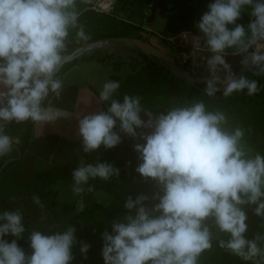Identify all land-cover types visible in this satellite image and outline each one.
I'll return each instance as SVG.
<instances>
[{"label": "clouds", "instance_id": "obj_1", "mask_svg": "<svg viewBox=\"0 0 264 264\" xmlns=\"http://www.w3.org/2000/svg\"><path fill=\"white\" fill-rule=\"evenodd\" d=\"M207 7L196 24L201 35L191 41L193 50L211 53L204 94L214 97L221 92L219 84L224 97L245 90L256 95L257 81L237 78L225 57L227 49H235L232 55L244 54V67L251 64L256 75L264 74V0H214ZM246 7L252 18L247 28L237 23ZM80 15L77 0H0V121L46 125L60 118L61 112L44 102L50 93L61 96L63 81L56 73L70 35L75 33L77 43L90 39ZM119 88V81H106L99 101L107 102V109L78 118L81 148L85 153L114 148L122 142L121 134L144 141L133 146L138 154L135 172L158 190L151 197L127 196L128 214L113 221L111 233L102 234L104 264H200L214 238L219 248L243 261L264 264V248L259 246L264 234L252 239L245 235L246 208L264 220V155L250 154L244 128L230 127L227 113L210 110L203 100L157 114L146 111L139 96L113 98ZM15 143L0 133V156ZM119 173L107 162L78 166L72 172V192L81 195L90 178L108 181ZM32 199L44 206L39 195ZM78 208L82 211L84 204ZM213 229L227 239L214 237ZM25 230L19 210L0 213V264H72L75 226L50 235L33 230L30 255L17 242ZM7 235L15 239L8 242ZM90 247L81 242L85 259Z\"/></svg>", "mask_w": 264, "mask_h": 264}, {"label": "trees", "instance_id": "obj_2", "mask_svg": "<svg viewBox=\"0 0 264 264\" xmlns=\"http://www.w3.org/2000/svg\"><path fill=\"white\" fill-rule=\"evenodd\" d=\"M154 1L156 0H115L116 4L109 13L93 10L83 12L79 17V23L84 26L85 32L90 36V39L86 42L77 43L73 32L69 37V42L63 55L73 52L84 44L106 38L130 37L151 43V37L157 36L169 43L166 38L172 32V21L179 20L185 23L190 19L191 14L188 13V7L192 0H162L165 4V9L161 13L167 19L168 24L166 29L159 34L146 30L142 23L131 20L126 15L129 13L134 14L136 5H149ZM121 11L125 12L124 16L119 15ZM196 33L199 34L198 32ZM170 47L172 46L170 45ZM136 51L139 54V59H133L131 64H128L121 55L103 51L89 52L79 59L96 60L111 66L115 71H119L125 64L129 65L131 72L124 80L117 75L112 76L115 81L120 83V88L113 98L122 101L123 96L126 94L139 96L141 97L143 108L151 112L158 114L166 111L168 107L183 105L196 100H203L210 110L216 108L223 110L227 113L229 121L234 127L244 128L246 145L253 151V154L258 152L264 155V74L256 75L257 69L255 67L244 74L247 79L255 80L258 83L259 91L254 96H248L247 90H245L244 92L234 93L229 97H224L222 91L214 97H208L204 94L205 85L191 86L174 76L168 65L161 64L157 58L148 57L139 50ZM172 52L174 61L186 72L199 77L209 75L206 67V58L204 60H196V68L193 70V59L184 62L175 50L172 49ZM77 61L66 64L56 75L57 78ZM138 61L143 63V68L146 72L145 77L140 76L141 74L137 70ZM242 66L240 63L238 70ZM52 96L53 94L50 93L48 99L44 102L45 107ZM105 105L107 108L108 103L105 102ZM33 127L34 123L31 120L22 123L12 122L6 126L4 134L10 137H14L16 134L21 136L19 149L22 155L30 143ZM118 149L105 151L101 146L98 151L91 153L83 152L82 148L79 150L84 165L89 163L96 164L99 161L107 162L118 168L120 173L118 177L114 176L108 181L90 178L87 182V186L92 188L94 192L104 191L112 197L108 205L104 206L97 203L92 193H84L83 210L81 211L78 208L79 201L64 204L62 216L65 218L66 224L49 232L48 235L51 232L63 231L69 226H75L77 244L72 249L75 257L72 264H104L102 234L106 230L111 233L113 221L122 219L128 214L127 209L124 207L127 196L131 195L133 199L139 194L151 197L158 190L153 181H145L138 173L131 172L128 169L126 162L117 157ZM16 163L17 161L12 162L8 166ZM149 206L151 205L149 204ZM25 227L23 238L17 242L30 255L28 236L33 230L29 224H25ZM213 233L214 237L227 239L226 235L218 234L216 229H213ZM257 233L264 234V220L258 222L251 233L246 235V238L252 239ZM4 239L11 242L15 237L7 235ZM81 242L91 246L86 259L79 250ZM259 246L264 248V242H259ZM200 264H252V262L243 261L239 257L219 248L214 238L212 249L201 256Z\"/></svg>", "mask_w": 264, "mask_h": 264}, {"label": "crops", "instance_id": "obj_3", "mask_svg": "<svg viewBox=\"0 0 264 264\" xmlns=\"http://www.w3.org/2000/svg\"><path fill=\"white\" fill-rule=\"evenodd\" d=\"M152 20L155 25L156 19L153 17ZM143 27L152 31L149 24H143ZM152 44L163 51L155 43ZM108 67L113 70L111 66L96 60L78 59L59 76L63 81L61 96L57 98L53 94L46 107L59 110L60 118L46 125L34 123L30 143L22 157L17 160L16 165L28 187L42 195L56 196L60 205L83 200L84 193H92L93 196L97 192L85 184V191L81 195H75L72 192V172L78 166L84 165L79 154L81 137L78 135V118L107 109L105 102L99 101V92L106 81H115L112 76L117 75L115 70L112 74L108 72ZM129 69L126 76L130 74L131 68ZM117 76L122 80L126 78ZM13 138L19 146L21 136L16 134ZM17 156L14 151L10 157ZM4 160L6 159L2 161Z\"/></svg>", "mask_w": 264, "mask_h": 264}, {"label": "rangeland", "instance_id": "obj_4", "mask_svg": "<svg viewBox=\"0 0 264 264\" xmlns=\"http://www.w3.org/2000/svg\"><path fill=\"white\" fill-rule=\"evenodd\" d=\"M99 1L100 0H77V8L81 14L85 11L90 10L97 11L96 8ZM212 2H214V0H192L190 6L188 7V13L191 14L190 19L185 23H182L179 20H173L171 23L172 32H170L168 37L176 36L183 30H191L195 33L198 32L200 34L199 30L196 27V24L200 21L201 16L208 10V4ZM164 8V2L162 0H156L149 5H136L134 14L129 13L126 15L128 18H130L131 20H135L138 23L140 22L142 24H149V26L152 27V32H154L155 34H159L166 29L168 24L167 19L161 13ZM250 11L251 8L246 7L242 12L241 19L237 21L238 24L243 25L245 28H247L248 23L252 19L249 15ZM119 15L124 16L125 12L121 11ZM153 17L154 20L156 19L155 25H153L152 23ZM232 27V25H229L230 29ZM151 40V43H155V45L159 46L161 49H163V51L165 50L169 55L172 56V51L170 49L172 47H170L169 43L165 42L163 39H160L157 36L151 37ZM123 48V45L118 44L113 51H115L116 54L120 55L119 53ZM226 52L228 53V55L225 57L226 62L232 65V71L236 74L240 65V61L243 59L244 54L232 55V53L235 52V49H227ZM210 55L211 53L209 52L201 53L196 57V60H204V58L207 59ZM138 59L139 58H137V60ZM136 66L138 72H140L141 74L140 76L145 77L146 72L143 68V63L138 61V64ZM129 68L130 66L125 64L117 72H114V70L109 67L107 68V70L111 74L112 72H114L115 74L124 78L128 74L130 70ZM195 68L196 63L193 65V70H195ZM219 75L223 79V76L225 74L221 72L219 73ZM141 118L147 121V116L144 115V113H141ZM229 126L234 127L230 121ZM137 131H144L145 133H148L150 130L138 129ZM136 143H144V141L134 139V145ZM133 146L125 145L120 147L117 151V157L126 162L125 164L131 172H135V168L138 165V154L134 151ZM247 149L249 150L250 154H253V151L248 146ZM90 192H92V190ZM34 194L40 196L41 202L44 205L42 208L33 202L32 197ZM93 197L97 203L104 206L108 205L112 200V197H110L104 191L95 192ZM82 201L83 200H80L79 202L81 203ZM58 203L59 202L56 196L42 195V193L34 191L30 187H28L25 180L23 179L20 168L16 164L6 167V169H4V171L0 175V213L5 210H19L23 215L24 223L29 224L32 230H40L43 232V234L48 235L49 232L54 228H60L66 224L65 218L62 216L64 212V204L60 205ZM245 210L247 211L249 217L247 220L248 232L245 234L247 235L251 233L252 229L258 222L262 221V219L260 217H257L253 213L251 208H246ZM218 234L221 233L218 232ZM31 251L32 250L30 248V254Z\"/></svg>", "mask_w": 264, "mask_h": 264}, {"label": "water", "instance_id": "obj_5", "mask_svg": "<svg viewBox=\"0 0 264 264\" xmlns=\"http://www.w3.org/2000/svg\"><path fill=\"white\" fill-rule=\"evenodd\" d=\"M118 44L123 45L124 48L120 51L119 54L128 64H131L133 62V59H137L139 57V54L136 51L139 50L148 57L157 58L161 64L168 65L174 76H176L180 80L187 82L191 86H197L201 84L205 85V81L203 78L207 76L199 77L186 72L182 67H180L174 61L172 56L169 55L168 53L160 50L150 42H145L141 39L130 38V37L106 38L98 41H93L78 47L71 53L64 54L63 66L59 69L56 75L61 71V69L66 64L78 60L84 54L95 51H113L115 50V47ZM252 68L253 66H251V64H249L248 67L242 66L235 75L237 78H239L240 76H243L245 73L251 70ZM217 86L220 87L221 91H223V85L218 84ZM9 124L10 123L0 121V133L2 132L4 133L6 126ZM14 151L17 152L18 156L10 157ZM21 157H22V153L20 152L19 146L14 144L12 146V151L7 153L6 155L0 156V161L6 159L4 160L3 164L0 167V175L9 164L19 160Z\"/></svg>", "mask_w": 264, "mask_h": 264}, {"label": "built area", "instance_id": "obj_6", "mask_svg": "<svg viewBox=\"0 0 264 264\" xmlns=\"http://www.w3.org/2000/svg\"><path fill=\"white\" fill-rule=\"evenodd\" d=\"M114 5H115V0H100L99 3L97 4L96 10L98 12L109 13L112 11ZM184 34H187L186 38ZM197 35L200 34H197L191 30H183L176 36L166 38V40L169 42L173 50L177 52L178 56H180L184 62L188 61L189 59H193V65H194L197 56H199L201 53L208 52L207 50H200V51L193 50L191 41L192 38ZM201 43L203 44V41H201ZM121 138H122V142L118 146L111 149L104 148L103 146L102 148L105 151H114L125 145H129V146L134 145V139L132 137L126 134H121Z\"/></svg>", "mask_w": 264, "mask_h": 264}, {"label": "flooded vegetation", "instance_id": "obj_7", "mask_svg": "<svg viewBox=\"0 0 264 264\" xmlns=\"http://www.w3.org/2000/svg\"><path fill=\"white\" fill-rule=\"evenodd\" d=\"M3 162H4V161H0V167H1V165L3 164Z\"/></svg>", "mask_w": 264, "mask_h": 264}]
</instances>
